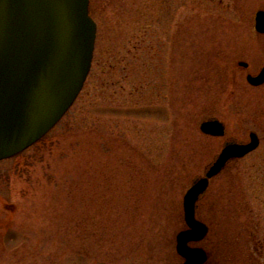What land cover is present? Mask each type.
Here are the masks:
<instances>
[{
	"label": "rangeland",
	"instance_id": "374dc122",
	"mask_svg": "<svg viewBox=\"0 0 264 264\" xmlns=\"http://www.w3.org/2000/svg\"><path fill=\"white\" fill-rule=\"evenodd\" d=\"M258 10L264 0H89L97 32L80 94L0 161V264H181L183 196L224 145L200 132L208 120L261 143L199 199V246L209 264H264V88L247 86L251 69L232 81L236 57L257 48Z\"/></svg>",
	"mask_w": 264,
	"mask_h": 264
},
{
	"label": "water",
	"instance_id": "95a60500",
	"mask_svg": "<svg viewBox=\"0 0 264 264\" xmlns=\"http://www.w3.org/2000/svg\"><path fill=\"white\" fill-rule=\"evenodd\" d=\"M89 0H0V161L12 158L38 142L68 112L89 74L96 24L89 16ZM256 30L264 33V12L256 15ZM253 86L264 83V68ZM200 131L221 137L217 120L200 124ZM227 145L183 197L186 230L176 235V252L183 264H205L202 248L207 226L197 220L195 206L209 180L231 160L254 151L259 141Z\"/></svg>",
	"mask_w": 264,
	"mask_h": 264
},
{
	"label": "flooded vegetation",
	"instance_id": "af4514ba",
	"mask_svg": "<svg viewBox=\"0 0 264 264\" xmlns=\"http://www.w3.org/2000/svg\"><path fill=\"white\" fill-rule=\"evenodd\" d=\"M258 11H263L264 12V10H258ZM255 15H256V13H255ZM255 15H254V23H255ZM255 37H256V39L253 40L252 44L254 43L255 46H257V48L256 47H253V45H252L251 46V49L253 48L252 49L253 51H251V52L248 51L247 54H242V55H239V56L236 57V59L234 61V69H236V72H238L239 74L234 75L235 73H233L234 76L232 78V81L238 80V81L242 82L244 71L245 70H248V69H251V73H248V74L245 75V81L247 83V86L250 87L251 90H258V89L264 88V83L262 85H259V86H253V85H250L247 82V77L249 75L252 76V77H256V76H258V74L264 68V33H257V36H255ZM254 50L257 51V52H254ZM136 51H138V47H136ZM126 54H128V53H126ZM107 60H108L107 69L111 73H113L116 70V66L114 64L116 62L115 61L116 59L111 54H109V57L107 58ZM240 68L243 69V70L240 71L239 70ZM256 68H257L256 72H253ZM251 134H254L255 137H256V139L259 141L258 147L254 151L251 152V156H252L260 148V143H261L260 140H261V138L255 132H251ZM207 137L213 138V139H221V140H223V144H224L223 147H225L226 145H229V144H239V145H241V144L247 143V142H237V140H234L233 137L229 136L226 133V127H225V125H224V133H223V136L222 137H210V136H207ZM234 162H236V161H231L228 164H230V163L232 164ZM205 252H206V250H205ZM207 264H209V262H207Z\"/></svg>",
	"mask_w": 264,
	"mask_h": 264
},
{
	"label": "bare ground",
	"instance_id": "6f19581e",
	"mask_svg": "<svg viewBox=\"0 0 264 264\" xmlns=\"http://www.w3.org/2000/svg\"><path fill=\"white\" fill-rule=\"evenodd\" d=\"M175 245V244H174Z\"/></svg>",
	"mask_w": 264,
	"mask_h": 264
}]
</instances>
